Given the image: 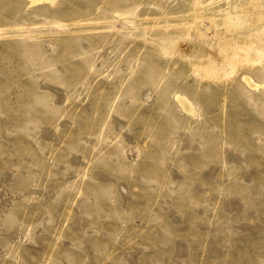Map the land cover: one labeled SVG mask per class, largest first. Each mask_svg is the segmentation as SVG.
Masks as SVG:
<instances>
[{
	"label": "rangeland",
	"instance_id": "rangeland-1",
	"mask_svg": "<svg viewBox=\"0 0 264 264\" xmlns=\"http://www.w3.org/2000/svg\"><path fill=\"white\" fill-rule=\"evenodd\" d=\"M243 74L264 0H0V264H264Z\"/></svg>",
	"mask_w": 264,
	"mask_h": 264
},
{
	"label": "bare ground",
	"instance_id": "bare-ground-1",
	"mask_svg": "<svg viewBox=\"0 0 264 264\" xmlns=\"http://www.w3.org/2000/svg\"><path fill=\"white\" fill-rule=\"evenodd\" d=\"M42 1H46L49 3H55L56 0H31V3H35V2H42ZM230 6L227 5V7L224 9V15L225 18L228 21L229 25H234V21L233 19L236 18V12H235V7L233 8H229ZM244 34V33H243ZM238 37H241L240 34H237ZM249 49H252L250 46L249 47H245V51L249 52ZM236 56V54H232L231 59L233 60V58ZM241 62H243V60H241ZM242 84V91L243 93L248 92L250 90H257V89H264V80L260 83L255 82L252 78H250L248 75L243 74L240 78ZM173 98L176 102V104L178 105V107L181 108V110H183L186 114H190V115H195L196 112L193 109L191 102L189 101V99L180 94V93H174L173 94Z\"/></svg>",
	"mask_w": 264,
	"mask_h": 264
}]
</instances>
